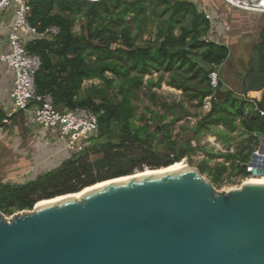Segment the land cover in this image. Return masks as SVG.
Returning <instances> with one entry per match:
<instances>
[{
  "label": "trees",
  "instance_id": "1",
  "mask_svg": "<svg viewBox=\"0 0 264 264\" xmlns=\"http://www.w3.org/2000/svg\"><path fill=\"white\" fill-rule=\"evenodd\" d=\"M25 1L31 7L29 23L39 32L51 25L60 29L52 40L40 38L26 44L41 60L35 74L37 94H49L59 110H93L97 113L98 130L82 151L76 155L71 152L59 166L37 177L22 183L0 179L3 215L30 210L40 200L78 192L104 180L130 175L134 170L159 169L190 158L197 150L190 145L192 138L177 143L170 128L175 121L198 114H190L179 102L176 106L182 113H177L175 106L161 100L154 88L164 82L182 90L188 100H196L197 108L213 94L208 75L219 69L228 49L207 40L210 23L193 1ZM77 21L82 23L78 32L74 31ZM84 41L94 46L68 54L72 44ZM115 45L123 48H114ZM153 72L157 73L156 79L144 80ZM92 79L99 83L84 88V80ZM219 91L220 87L210 100V110L199 114L193 134L219 124L231 132L239 126L248 136L247 146H256L254 132H264V119L249 112L254 108L253 101L235 96L232 91L224 96ZM139 93L148 104L137 115L134 102L139 100ZM168 116L171 119L165 122ZM247 146L220 156L230 162L235 174L243 177L249 173L241 164L249 160L253 151ZM229 167L223 163L214 167L203 164L198 171L207 173L212 185L219 186L222 173Z\"/></svg>",
  "mask_w": 264,
  "mask_h": 264
},
{
  "label": "water",
  "instance_id": "2",
  "mask_svg": "<svg viewBox=\"0 0 264 264\" xmlns=\"http://www.w3.org/2000/svg\"><path fill=\"white\" fill-rule=\"evenodd\" d=\"M93 46L77 42L68 54ZM251 46L236 78L264 119V24ZM254 135L257 153L241 167L261 177L264 132ZM148 169L9 218L0 212V264H264V183L217 191L188 165L132 176Z\"/></svg>",
  "mask_w": 264,
  "mask_h": 264
},
{
  "label": "crops",
  "instance_id": "3",
  "mask_svg": "<svg viewBox=\"0 0 264 264\" xmlns=\"http://www.w3.org/2000/svg\"><path fill=\"white\" fill-rule=\"evenodd\" d=\"M188 1H193L199 10L209 15L207 19L210 27L206 34L207 40L223 45L228 49V56L218 69L220 90L232 91L235 96L253 99L256 96L255 92L247 91L244 94L241 91L236 73L240 70L238 67L239 59L241 57L249 58L251 54V40L253 35L258 32L259 27L264 24V14L235 9L222 0ZM13 18L12 8L0 15V50L8 49L7 34ZM25 39L27 44L30 39L33 40L34 38L25 36ZM223 66L228 68L225 77L220 74V69ZM13 78L12 69L6 64L0 63V156L6 155L7 158L11 153L14 159L7 167L20 173L21 176L18 177L21 178L19 179H23L25 182L59 166L67 158V151L70 153L71 151L66 148L64 140L54 130L36 125L28 112L10 114L12 112L10 92L13 87ZM249 112L251 114L257 113L254 108ZM219 129L224 128L219 126ZM210 131L212 130H205V134L207 135ZM247 138V134L242 133L240 145H224L231 147L232 150H238L247 146ZM252 144L254 143H251L249 147H252ZM2 161L4 160L0 159V163Z\"/></svg>",
  "mask_w": 264,
  "mask_h": 264
},
{
  "label": "built area",
  "instance_id": "4",
  "mask_svg": "<svg viewBox=\"0 0 264 264\" xmlns=\"http://www.w3.org/2000/svg\"><path fill=\"white\" fill-rule=\"evenodd\" d=\"M88 1L99 2L101 0ZM222 1L235 9L264 14V0ZM10 8L13 9L14 18L7 34L8 49L0 50V63L6 64L14 73L13 87L10 92L12 103L10 114L28 112L36 125L54 130L64 140L68 150L82 151L90 144V137L98 130L97 113L82 107L59 110L53 106L49 94L38 95L35 87V74L41 65V60L38 55L26 48L25 36L52 40L59 34V27L51 25L39 32L29 23L31 7L25 0H0V15ZM205 17L208 18L209 15L205 14ZM208 79L213 91V94L208 96L211 99L221 84L219 71H211ZM102 112L100 110L99 113ZM253 150L257 153V148ZM247 172L248 176L253 177L249 171Z\"/></svg>",
  "mask_w": 264,
  "mask_h": 264
},
{
  "label": "rangeland",
  "instance_id": "5",
  "mask_svg": "<svg viewBox=\"0 0 264 264\" xmlns=\"http://www.w3.org/2000/svg\"><path fill=\"white\" fill-rule=\"evenodd\" d=\"M81 21H77L74 26V31H79ZM147 38V34L143 35V39ZM228 71L227 66H223L220 69L221 76L225 77L226 73ZM109 76H111L109 74ZM157 73L153 72L151 75H146L144 77V80L151 77L153 79H156ZM165 74V78H166ZM99 81L97 79L92 80H84L83 87L86 88L90 86L91 84H98ZM221 87V86H220ZM154 90L161 96V100H166L169 104H172L175 106V110L177 113H182L181 108L176 106V103H181L182 107L185 108L190 114H198V117H186L182 120L175 121L172 125L171 134L172 138H174L177 143H181L187 139L192 138L190 141L191 147H197V150L195 152L191 153L190 158H183L186 164L190 167H193L195 169H199L200 165L206 164V166L214 167L217 163H223L226 166H230V162H225L222 157H220L223 154L226 153H234L236 150H232L231 147H226L227 145L224 144H231L233 146L240 145V142L242 139V129L237 126L236 130L231 132L228 131L225 126L219 124L214 125L210 128L212 131H210L207 135L205 134L204 129L202 132L198 134H193V132L196 130L197 122L199 120V114H206L211 107L210 98L206 97L203 102V106L200 108L195 107L196 100H188L187 95L182 93V90L170 87L166 85L164 82L161 83L159 87L154 88ZM137 106L136 113L137 115H140L143 111L144 105L148 104L147 99L144 97L142 93H139V100H135L134 102ZM225 106V104H224ZM239 105H237V109H239ZM252 109V108H251ZM160 113L162 111L160 110ZM149 116V114H147ZM171 119V116H168L165 120V122L169 121ZM238 124V123H237ZM194 126H196L195 130H193ZM219 126H222L224 129H219ZM216 134V136H214ZM227 138V139H226ZM229 139V140H228ZM221 141H223L221 143ZM248 147V146H247ZM253 148H257L256 146H252ZM248 147V148H252ZM67 150V149H66ZM21 151V150H20ZM71 151V150H70ZM255 150L252 151V153ZM72 152V151H71ZM9 154V153H8ZM11 155V153H10ZM8 155L6 158V155L4 157L0 156L2 163H0V179L4 181H11V182H23V179H19L21 177L20 173L16 171H12V169H8L9 166L13 162V156ZM70 155V152L67 151V157ZM96 156L91 155V158H95ZM62 163V162H61ZM147 167H144L143 169H146ZM139 170H134V172ZM204 178L208 179L207 173L201 174ZM246 178H251V176L243 177L241 175L235 174L233 170L228 168V170L221 175V179L223 180L222 183L219 186H214L215 190L217 191H228L231 189H237L241 186L242 182ZM16 213V212H15ZM11 216V215H10ZM10 216H6L9 218Z\"/></svg>",
  "mask_w": 264,
  "mask_h": 264
},
{
  "label": "bare ground",
  "instance_id": "6",
  "mask_svg": "<svg viewBox=\"0 0 264 264\" xmlns=\"http://www.w3.org/2000/svg\"><path fill=\"white\" fill-rule=\"evenodd\" d=\"M187 162H185L184 160H181V161H179V162H177V163H173L172 165H170V166H168V167H164V168H161V169H149V170H146V171H143V172H141V173H138V174H134V175H132V176H137V175H141V174H150V173H152V172H162V171H170V170H179V169H184V168H186V166H187V164H186ZM121 178H115V179H113V180H109V181H105V182H103L102 181V183H99V184H97V185H94V186H91V187H89V188H87V189H83V190H81L80 192H78V193H76V194H74V196H80L81 194H83V193H85V192H88V191H90V190H94L95 188H98V187H100V186H104V185H106V184H109V183H111V182H115V181H117V180H120ZM245 182H256V183H264V176H261V177H259V176H253V177H251V178H247V179H245L244 180ZM64 196H58V197H56V198H53V199H50V200H43V201H40V202H37V205H39V204H43V203H46V202H52V201H55V200H58V199H60V198H63Z\"/></svg>",
  "mask_w": 264,
  "mask_h": 264
}]
</instances>
